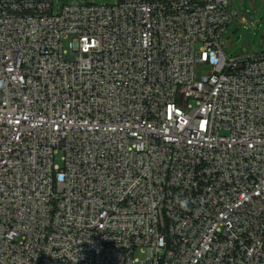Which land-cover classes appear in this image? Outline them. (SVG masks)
Returning a JSON list of instances; mask_svg holds the SVG:
<instances>
[{
  "label": "built area",
  "instance_id": "built-area-1",
  "mask_svg": "<svg viewBox=\"0 0 264 264\" xmlns=\"http://www.w3.org/2000/svg\"><path fill=\"white\" fill-rule=\"evenodd\" d=\"M231 20L0 0V264H264V49L227 55Z\"/></svg>",
  "mask_w": 264,
  "mask_h": 264
},
{
  "label": "rangeland",
  "instance_id": "rangeland-1",
  "mask_svg": "<svg viewBox=\"0 0 264 264\" xmlns=\"http://www.w3.org/2000/svg\"><path fill=\"white\" fill-rule=\"evenodd\" d=\"M116 0H52L57 12L63 4H114ZM232 20L220 36V43L227 55L247 54L264 49V0H228ZM246 21V22H243ZM237 28L235 33H232ZM198 69L205 72L201 66ZM59 162V161H57ZM135 256H142L139 251Z\"/></svg>",
  "mask_w": 264,
  "mask_h": 264
},
{
  "label": "clouds",
  "instance_id": "clouds-1",
  "mask_svg": "<svg viewBox=\"0 0 264 264\" xmlns=\"http://www.w3.org/2000/svg\"><path fill=\"white\" fill-rule=\"evenodd\" d=\"M181 205H185L186 204V201H180Z\"/></svg>",
  "mask_w": 264,
  "mask_h": 264
},
{
  "label": "water",
  "instance_id": "water-1",
  "mask_svg": "<svg viewBox=\"0 0 264 264\" xmlns=\"http://www.w3.org/2000/svg\"><path fill=\"white\" fill-rule=\"evenodd\" d=\"M237 31V28L232 31V33H235Z\"/></svg>",
  "mask_w": 264,
  "mask_h": 264
}]
</instances>
